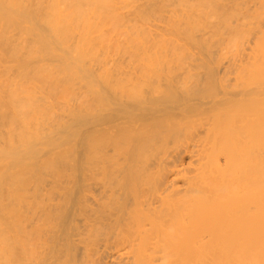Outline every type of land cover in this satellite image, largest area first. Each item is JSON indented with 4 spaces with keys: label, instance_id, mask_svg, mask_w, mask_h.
Here are the masks:
<instances>
[{
    "label": "bare ground",
    "instance_id": "obj_1",
    "mask_svg": "<svg viewBox=\"0 0 264 264\" xmlns=\"http://www.w3.org/2000/svg\"><path fill=\"white\" fill-rule=\"evenodd\" d=\"M0 264H264V0H0Z\"/></svg>",
    "mask_w": 264,
    "mask_h": 264
}]
</instances>
